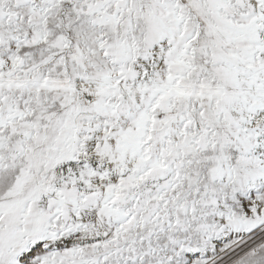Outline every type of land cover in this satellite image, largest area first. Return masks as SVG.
Listing matches in <instances>:
<instances>
[{"label": "snow or ice", "instance_id": "obj_1", "mask_svg": "<svg viewBox=\"0 0 264 264\" xmlns=\"http://www.w3.org/2000/svg\"><path fill=\"white\" fill-rule=\"evenodd\" d=\"M0 264H264V0H0Z\"/></svg>", "mask_w": 264, "mask_h": 264}]
</instances>
